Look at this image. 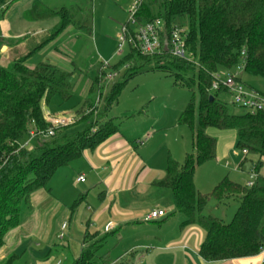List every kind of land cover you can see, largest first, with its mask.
Returning a JSON list of instances; mask_svg holds the SVG:
<instances>
[{"label":"trees","instance_id":"obj_1","mask_svg":"<svg viewBox=\"0 0 264 264\" xmlns=\"http://www.w3.org/2000/svg\"><path fill=\"white\" fill-rule=\"evenodd\" d=\"M54 1L34 0L25 14L28 21L59 19L48 40L9 66H0V251L7 234L19 227L24 205L40 190L50 193L49 184L58 170L119 133V125L109 115L129 81L144 73L159 72L169 75L174 86L191 94L178 124L191 132L194 151L183 163L169 156L164 177L154 181L153 186L172 191L176 213L186 218L184 226L203 230L199 255L205 261L257 256L264 244V115L244 110L242 114H232L229 104L220 99L228 95L227 91L213 92L212 84L217 75L237 72L240 67L243 73L264 80V0H142L136 24L144 26L158 19L164 22L160 52L144 55L131 48L107 70L98 64L88 97L77 109L82 117L76 125L58 129L47 141L34 142L32 150L22 149L31 129L46 131L50 127L44 119V109L51 100L58 97L65 104L75 92L71 71L49 63L32 67L28 60L70 31L93 35L94 0L61 6H54ZM177 19L187 23L183 32L184 58L168 50L172 30L181 29ZM110 72L118 73L120 79L105 86ZM98 98H103L100 108L95 106ZM85 107L94 109L85 114ZM210 130L235 131L238 151L257 158V179L252 187L225 178L208 195L196 188V169L217 156L218 142ZM247 156L240 165L244 169L249 163ZM211 199L219 204L238 200L230 223L205 214ZM84 200L80 197L74 202L73 212ZM107 236L86 233L84 242L98 237L104 241ZM100 244L97 241L85 248L74 264H95ZM103 259L105 264H131ZM18 260L19 256L12 255L1 264H15Z\"/></svg>","mask_w":264,"mask_h":264},{"label":"rangeland","instance_id":"obj_2","mask_svg":"<svg viewBox=\"0 0 264 264\" xmlns=\"http://www.w3.org/2000/svg\"><path fill=\"white\" fill-rule=\"evenodd\" d=\"M137 1L141 0H94L92 37L88 36L85 32L75 34H70V32H68L59 38L58 44H63L65 50L59 53L57 61L48 56L46 62L58 66L62 70H68L73 73L72 83L75 87V92L74 97L65 104L60 102L61 100L58 97L52 99L48 108L51 113L72 109L82 104L87 86L94 77L96 66L106 62H109L110 65H116L122 57L128 53V50L124 49L123 55H117L116 38L121 27L129 22L131 7ZM71 2L70 0H56L53 3L54 6H61ZM176 24L183 31L187 30L185 19H177ZM66 59L68 61H64ZM37 60H41V57H37ZM241 73L242 80L247 86L264 94V80L261 77L252 76L243 72ZM119 79L120 77L115 80L117 81ZM90 84L91 87L92 82ZM154 94L156 96V102L152 105L146 104L147 101H154V99L149 100ZM220 99L229 104L232 114L243 113L239 107L232 104V99L229 95H221ZM136 100H139L141 104H145L143 109L135 113L134 116L129 113L125 114L124 112L126 110L138 106L137 103H134ZM190 100V92L186 89L174 86L172 78L169 75L159 72L144 73L129 81L121 98L114 104L109 117L114 119V122L119 125L124 133H127L128 129L135 125V123L145 122L147 126L144 125V129L148 128V126L151 128H149V133H145V137H140V141H137V143L134 142L136 146H138V149H142V155H148L152 157V160L158 162L164 155H168L169 149L174 156L171 155L178 162L183 163L187 154L193 153L194 148L191 142V132L186 127L180 126L178 120ZM87 109L88 107H85L84 110ZM72 111L74 112L76 110ZM83 127L84 126H81L80 128ZM209 134L218 142L217 156L216 159L206 162L197 169L195 180L199 190H201L203 194L208 195L225 178H229L235 183L246 186L251 178V167L255 166V163L253 162L252 165H249L247 173L238 171L239 164L242 160L239 154L240 152L237 149L235 131L210 130ZM32 146L35 147V143H33ZM171 155H168V157ZM251 158L257 161L256 157ZM88 168L89 166L86 159L82 158L74 162L71 166L58 170L49 184V188L52 190L48 194L49 196L52 195L50 199L56 198L58 202L68 208L69 217L66 219V217H62V214L53 212L55 207L51 205V202L49 204L41 202V210L36 213L37 219L35 223V230L41 232V236H35V239H29L32 236L28 233L27 229L30 230L33 228L30 224L27 225L23 234L16 239V242L20 238L19 241L27 240V243L26 249L16 254L19 256V260L15 264H31V262H35L38 258L43 257L46 260L48 255L55 256L58 258V261H64L63 264L72 263L68 251L64 252V250H60L58 246H53L54 243H57L55 232H59L64 223L69 224L72 213L78 210L81 211L79 212L80 214L76 215V213L74 215L71 220V233H69L61 243L67 245L71 242V247L76 246L77 249L81 247V238L86 229L87 215L89 213L86 207L89 205L91 210L92 208L98 210V204L100 203L98 199L100 192L91 191L92 177L89 176L88 171H90V168L89 170ZM80 172L88 174L87 183L79 185L77 189H75L74 182ZM261 173L264 175V168ZM70 189L74 191H70ZM152 189L158 191L157 188ZM165 191L170 198L169 200L167 197L161 199L150 197L140 206H143L146 210L148 209L149 211H147V213L149 214L152 211V207L164 202L163 211L166 213L168 211V215L173 214L172 217H169V221L162 224L148 223L146 222L147 214L144 217V222L136 223L134 229L131 226L123 230L121 234V238H123L122 242L119 241L118 236L113 237L109 235L104 241H101V238L98 237L95 239V242L98 241L101 243V246L97 253L95 264H105L104 260H100L105 257L110 262L121 258L124 254H127L128 248L135 244V238L145 239L149 236L161 235L159 231L161 227H165L166 231L175 233L174 231L181 226V219L183 220L185 217L176 213V206L172 200L171 195L173 194L171 191ZM86 195H88L87 201L81 203L73 212L72 207L74 202ZM238 205L239 202L236 199L227 200L221 204L211 199L205 214L208 217L220 218L225 223H230L235 216ZM27 209L28 206L24 205V214L21 219H26ZM119 213L122 212L119 211ZM64 220H66V222H64ZM44 222L45 224L42 226L41 224ZM91 222L93 225L95 224V222ZM98 226L100 227V225ZM51 230L52 233L50 236L49 231ZM90 230L92 235L97 233L95 229L92 230V227L89 228V231ZM98 233L103 234L100 230ZM50 244L51 248H49ZM163 244L159 245L158 249L157 247H153L154 245H152V247L148 245L143 247L144 249H140L142 250L138 253L140 260L139 258L135 259L133 261L134 264H172V258L177 252L176 250L173 251V249L168 250L169 252H166V249L164 251L166 247H162ZM131 248L129 250H133L136 247ZM39 251L43 253L39 254Z\"/></svg>","mask_w":264,"mask_h":264},{"label":"crops","instance_id":"obj_3","mask_svg":"<svg viewBox=\"0 0 264 264\" xmlns=\"http://www.w3.org/2000/svg\"><path fill=\"white\" fill-rule=\"evenodd\" d=\"M71 1L72 0H70V2ZM77 1L79 0H73L71 3H77ZM33 2L34 0H0V66L7 67L14 61L28 55L30 52L40 47L45 41L48 40L51 31L58 25V18L40 21H28L25 18V14L32 8ZM70 34L75 33L73 31H70ZM58 40L47 44L45 47L39 50L35 56L31 57L28 60V65L34 67L39 63H47L46 59L48 56H50L53 60L56 59L55 61H57L59 53L65 50L63 44H58ZM37 57H41V60H37ZM64 61L68 60L66 59ZM93 79L94 77L91 79L90 83ZM90 83L87 86L83 103L88 97V91L90 90L91 85ZM155 97V94L152 95L149 100L154 99V101H147L146 104H154L156 102ZM83 103L72 109L60 110V112H69L72 110H76L75 112H77V109H79L83 105ZM134 103H137L138 106L130 108V110H126L124 112L125 114L129 113L130 115L134 116L135 113L141 111V109H143V106L145 105L143 103L141 104L139 100H136ZM48 108L49 105L46 106V110L51 113ZM57 113L53 112L51 114ZM144 125H146L145 122L135 123V125L128 129L127 133H124L120 128L118 134L110 137L96 150L85 152L83 158L86 159L88 163V166L90 168V171H88V173L89 176L92 177L91 191L100 192V195L98 197L100 203L98 204V210H95L94 208H92L91 210L89 205L88 207H86V210L89 213L87 215L86 229L84 230L83 237L81 238V247L79 249H77L76 246L71 247V242H69L67 245L61 243L63 242V240H65L68 234L71 233V220L73 219L74 215L76 213V215L80 214L79 212L81 211L78 210L72 213L69 219L70 222L68 224V231L62 241L58 238L61 229L59 230V232H55L57 243H54L53 246H58V248H60V250H64V252L68 251L69 257L72 262L71 264H74L79 259L82 251L85 248L89 247L92 243L95 242V240H93L92 242H84L86 233L92 235L91 230L89 231L90 227H92V230L95 229L97 233L99 230L102 231L103 234L98 233L100 236H118L119 241L122 242L123 238H121V234L125 228H130L132 226V228L134 229L136 223L144 222V217L148 214L147 211L149 210H146V208L140 206L143 205V202H145L150 197H157V199L167 197L168 200L170 199L165 190H171L157 188L153 186V182L164 177L167 164L166 158L172 153L168 149V155H164L158 162L152 160V157H149L148 155H142V149H138V146H136L135 143H137V141H140V137H145V133H149L150 127L148 126V128L144 129ZM191 142L193 147L192 137ZM243 159L244 157L241 156L242 161ZM247 159L249 160V163L246 165L245 169L240 167V163L238 171L247 173V168L249 167V165H252L253 162H256L255 159L253 160L250 156H247ZM199 167L197 169H199ZM81 176L85 177L84 183L77 182V179ZM195 177V186L199 190L196 184ZM87 179L88 174L80 172L74 182L75 189H77V186L79 185L86 184ZM152 188H157L158 191H154ZM70 191L74 190L70 189ZM199 191L203 193L201 190ZM51 196H49L46 190H40L31 197L29 203L26 204L28 206L26 219H20L19 227L10 231L5 238V245L0 251V264L4 262L9 256L16 255L17 253L22 252L24 249H26L25 247L27 240L19 241V238L16 242V239L23 234L24 230H26L27 225L30 224L33 228H29L30 230L27 229L28 233H30V235L32 236L29 239H35V236H41V232L35 230V223L37 219L36 213L40 212L41 210V202H46L48 204L51 202V205H54L55 207L53 212L60 213L62 214V217H66V219H68V208L58 202V199H50ZM87 197L88 195L84 196V201H87ZM171 197L174 201L173 195H171ZM163 205H165L164 202L157 204L155 207H152V211H163ZM118 210L122 213H119ZM167 213L169 212L167 211ZM167 213L165 217H162L150 223L162 224L168 222V217L170 216V214L168 215ZM23 214L24 212L22 210V215ZM91 221L95 222V224L93 225ZM181 221V226H179V228L174 231L175 233L166 231L165 227H161V229H159L161 235H153L146 237L145 239L135 238V244L131 247L136 248L133 250H129L131 248L129 247V251L127 250L126 252L127 254H124L121 258L111 262L123 263L125 261L134 264L133 261L139 258V251H142L140 249H144L143 247L148 245H150L151 247L152 245H154L153 247H157L158 249V246L164 243L162 246L166 247L164 248V251L166 249V252H169L168 250L173 249V251L176 250L177 252L176 255H174L172 258V264H262L259 256L220 262L205 261L199 255L200 246L204 241L203 230L196 226H184L186 218H184L183 220L181 219ZM64 222H66V220H64ZM111 223H113L115 227L112 230H107L108 225ZM44 224L45 222L41 225L43 226ZM98 225H100V227ZM49 232L51 236L52 230ZM50 246L51 244L49 245V248H51ZM42 253V251H39V254ZM100 260L103 261L104 259L101 258ZM59 262L61 261H58V258H56L55 256L48 255L46 260L44 259V257L38 258L35 262H31V264H58ZM63 262L64 261H62L61 264H63Z\"/></svg>","mask_w":264,"mask_h":264},{"label":"built area","instance_id":"obj_4","mask_svg":"<svg viewBox=\"0 0 264 264\" xmlns=\"http://www.w3.org/2000/svg\"><path fill=\"white\" fill-rule=\"evenodd\" d=\"M142 1V0H141ZM141 1H137L133 4L130 10V19L127 25L121 27L117 36V55H122L124 49H137L144 55H154L159 53L162 47L161 35L165 33L164 22L160 19L154 22L148 23L144 26H138L136 24V15L138 13ZM183 30L176 28L172 30L169 42L168 50L170 53L179 58L186 57L185 40L183 36ZM103 69L107 70L111 65L109 62L102 63ZM243 67L237 72L233 73H221L216 76V80L212 84V91L217 92L221 89H225L228 95L232 99V104L239 107L251 115L263 114L264 115V94L249 88L241 80V72ZM118 78V73L110 72L105 78V86L113 82ZM102 99L98 98L95 106H101ZM92 108L85 110V114H90ZM81 115L77 112H61L57 114H51L44 109V119L50 124V127L46 131H41L37 128L31 129L29 137L21 144L22 149L32 150V144L36 141H47L55 136L58 129L67 128L76 125L81 119ZM241 156H247L246 151L239 153ZM237 155V154H236ZM256 166H252L250 170V181L247 183V187H252L257 179ZM78 183H84L85 177L81 176L77 179ZM166 216V212L161 210L151 211L147 217L146 222L150 223ZM68 223H64L61 226L59 240H63L68 231ZM115 227L113 223L109 224L107 230H112ZM261 259V263L264 264V244L257 255ZM58 264H61L59 262Z\"/></svg>","mask_w":264,"mask_h":264},{"label":"water","instance_id":"obj_5","mask_svg":"<svg viewBox=\"0 0 264 264\" xmlns=\"http://www.w3.org/2000/svg\"><path fill=\"white\" fill-rule=\"evenodd\" d=\"M212 100H213V98H212Z\"/></svg>","mask_w":264,"mask_h":264}]
</instances>
